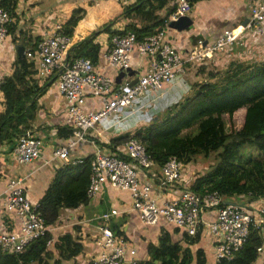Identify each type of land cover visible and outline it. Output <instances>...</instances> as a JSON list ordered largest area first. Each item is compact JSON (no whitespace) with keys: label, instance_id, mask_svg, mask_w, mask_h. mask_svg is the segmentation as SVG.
<instances>
[{"label":"built area","instance_id":"built-area-1","mask_svg":"<svg viewBox=\"0 0 264 264\" xmlns=\"http://www.w3.org/2000/svg\"><path fill=\"white\" fill-rule=\"evenodd\" d=\"M91 1L94 5H101L110 0ZM114 1L121 8L137 2ZM169 7H174V10L165 25L156 28L153 34L144 39L138 40L131 31L109 38L110 46L102 55V60L107 67L115 70V77L120 70L130 68L132 54L145 60L146 67L138 74L133 85L130 84L132 78L127 73L121 83L116 84L115 77L99 72L98 64L94 65L89 59L69 61L67 56L71 40L63 34L60 22L55 23L39 39L34 51L25 49L24 57L35 67L32 76L35 81L55 77L56 89L64 102L63 127L70 130L71 134L62 147L54 149L51 161L58 159L64 166H76L85 159L71 157L76 146L90 143L95 147L90 161L86 191L88 199L96 197L104 184L127 191L132 209L144 224L154 225L162 218L188 237L204 232L213 239L216 262L220 259L230 260L246 243L250 228L259 229L264 237V198L239 206L224 202V198L217 192L202 196L191 191L190 187H184L178 197L160 203L161 193L172 190L180 182L183 165L173 157L159 167L160 176L150 175L156 164L146 155L143 145L137 140L128 139L115 152L109 148L111 139L106 144L100 142L110 129L133 122L143 111L148 113L145 118L139 119L150 123L152 119L147 117H153L155 111L148 110L159 103L157 92L163 86L171 85L178 77L183 76L187 64L212 59L215 54L230 49L240 35L225 30L214 42L204 43L198 40L193 49L183 56L171 44L166 28L170 21L183 15L189 16L192 0H172ZM12 22L10 14L0 7V44L8 36ZM122 30L123 28L116 31ZM245 31L264 38V0L249 6L248 21L241 32ZM0 98L2 112L3 96ZM91 101H95L97 106H92ZM138 120L134 122L137 123ZM127 133L128 131L120 134ZM41 151L42 142L28 131L16 140L11 154L17 164L23 165L38 160ZM49 163L50 161H45L44 164ZM144 172L151 176L154 184L140 182V175ZM26 179L27 177L10 180L0 194L2 212L19 220V232L0 234V251L6 254H21L27 245L50 232L39 211V203L32 204L25 196ZM210 210L216 212V217L214 221L206 223L202 220V215ZM118 215L116 209H110L94 219L97 223V245L100 252L93 264H140L131 243L112 230V219ZM257 253L259 256L264 253V244L257 249Z\"/></svg>","mask_w":264,"mask_h":264},{"label":"trees","instance_id":"trees-1","mask_svg":"<svg viewBox=\"0 0 264 264\" xmlns=\"http://www.w3.org/2000/svg\"><path fill=\"white\" fill-rule=\"evenodd\" d=\"M19 1L0 0V7L14 18ZM171 1L137 0L125 8L118 4V10L113 12L96 8L91 0L65 4L67 15L62 22V31L71 40L68 60L84 58L97 65L101 49L96 38L102 31L109 38L131 31L138 40L153 34L156 28L165 25L173 12L174 7H168ZM198 1L201 0H192V5ZM162 10H167L168 14L160 17L157 12ZM92 19L102 21L100 30L88 28ZM121 19H139V26L128 23L122 31L112 30ZM8 32L15 34V26ZM38 40L32 44L31 50L36 49ZM205 60L210 59L199 62ZM33 68V63H29L26 57H17L11 75L0 81L3 96L0 146L6 143L12 148L19 137L30 131V124L35 119V100L43 89L32 77L35 73ZM202 72L204 80L193 83L191 94L172 107L171 113L155 118L133 134L113 137L109 148L115 152L118 146L133 138L143 145L146 155L157 167L173 157L186 166L197 156L208 158L214 154L216 163L195 177L189 186L191 191L202 196L217 192L223 198L244 197L248 203L264 198V61H231L223 71L214 67L206 71L203 67ZM240 110L244 113L236 114ZM235 116L241 128L227 131L225 117L231 123ZM70 134L71 131L64 127L57 130V135L63 139ZM245 146L254 149L256 156L242 155L241 148ZM90 161L91 156L86 157L82 164L65 166L55 172L39 201V211L46 227L55 225L62 209H76L88 202L86 191ZM51 239V233L46 232L45 236L27 245L21 254L0 251V264H47L44 256ZM183 240L186 247L173 242L170 234L164 232L156 245L147 246L149 260L143 264H191L193 261L206 264L203 250L198 249L194 254L190 250V246L200 241V233L190 238L184 236ZM263 244L262 233L252 227L244 246L230 260L220 259L215 264H255L259 258L257 249ZM55 247L62 260L76 256L81 250V246L67 233L58 239ZM54 264H61V260Z\"/></svg>","mask_w":264,"mask_h":264},{"label":"crops","instance_id":"crops-1","mask_svg":"<svg viewBox=\"0 0 264 264\" xmlns=\"http://www.w3.org/2000/svg\"><path fill=\"white\" fill-rule=\"evenodd\" d=\"M50 1H19L15 10L16 16L13 18V22L9 27V30H11L15 26V34L8 32L5 41L0 44V81L5 76L11 75L14 60L19 57L17 53L18 49H30L35 40L37 41V38L40 39L43 37L55 23H62L66 18L67 12L65 11V4L72 2H69V0H58L55 6H51ZM81 1L83 0H78L76 4ZM258 1L260 0L198 1L192 5L189 13L193 21L192 27L182 32L170 31L168 33L169 40L177 52L185 56L193 49L198 40H202L204 43H211L221 37L225 30L233 31L240 27L243 20L249 17V6ZM44 2L46 9L39 10V5ZM94 6L110 12L118 10V3L114 0ZM161 12L167 15V10H162ZM161 12H157L160 17ZM128 20L139 26V19L133 21L131 19ZM117 24L118 22L115 25ZM101 25L102 21L100 19H92L89 22L88 28L96 30ZM111 29L117 30L120 28L113 26ZM241 31V29L238 30L237 34L240 35L234 46L230 49L215 54L212 59L205 60L203 63L196 62L186 65L183 76L178 77L171 85L163 86L157 92L159 102L175 97L181 98V100L185 99L190 93L188 89L191 90L192 84L204 80L205 74L202 72L203 67H205L206 71H209L213 67L223 71L231 61L245 63L264 61V38L257 37L248 31L243 33ZM96 42L100 45L101 49L97 70L105 76L114 78L115 70L107 67L104 60H102V55L110 46L108 34L102 31L96 38ZM259 56L260 59H258ZM130 59V68L132 71L141 74L146 67L145 60L136 54H132ZM200 66L202 70H197ZM54 78L52 77L45 81H36L37 85L42 86L43 89L35 100L37 106L35 119L30 124V133L42 142L40 158L31 163L19 165L15 162L11 154L14 146L11 148L6 143L2 144L0 146V194L4 192L10 180L17 178L25 179L27 177L25 180V196L32 204H38L50 185L55 172L65 167L58 159L51 161L54 149L62 147L67 139H63L57 135V130L63 127L65 115L64 102L56 89V81ZM0 96L2 97L1 93ZM95 103V101H91L90 104L96 107L97 105ZM240 113L243 114L244 110H240L236 114ZM131 125L135 128V123H123L120 125V128L110 129L108 134L104 135L100 142L106 144L113 137L124 135L120 133L126 131L130 133L129 127ZM94 148L90 143H80L70 155L73 158H86L92 156ZM45 161H50V163L45 165ZM187 167L189 165L183 166L181 169L180 182L172 190L161 193L159 198L160 203L178 197L182 188L191 185L195 177L190 179L189 175L193 171ZM149 174L160 176V168L157 166L153 167V170ZM150 175L144 172L140 175V182L143 184H154ZM155 193L157 195L159 194L157 191ZM224 202L239 206L248 204L247 199L244 197L224 198ZM110 209H116L119 212V215L112 219L111 227L114 231L120 232L131 243L132 247L136 250V257L140 264L149 260L147 246L149 244L156 245L158 239L164 232L170 234L173 242H180L182 246H187L185 240H183V237L186 235L173 224L162 218L154 225L144 224L139 219L138 213L132 209L130 194L127 191L117 190L104 184L98 195L89 199L85 205L76 209H62L60 211L59 219L53 227L49 228L52 239L47 246V253L44 256L45 262L47 264H54L58 260H61V264H93L100 252L97 245L99 234L97 223L94 219ZM215 217L216 212L210 210L202 215V220L208 223L214 221ZM9 232H19V220L13 215H5L2 212V206L0 204V234ZM66 233L70 234L76 240L81 246V250L76 256L62 260L55 245L58 243V239ZM198 249L203 250L205 253L206 264L216 263L213 239L204 232L200 234V241L190 246L193 254ZM191 264H195V261ZM255 264H264V253L259 256Z\"/></svg>","mask_w":264,"mask_h":264},{"label":"rangeland","instance_id":"rangeland-1","mask_svg":"<svg viewBox=\"0 0 264 264\" xmlns=\"http://www.w3.org/2000/svg\"><path fill=\"white\" fill-rule=\"evenodd\" d=\"M62 1H66V0H62ZM58 2V0H51L50 1V5L51 6H55V4ZM69 2H72V3H76L78 2V0H69ZM43 9H46V4L45 2L43 4H40L39 5V10H43ZM161 17L165 16V14L163 12H161ZM133 21V19H131ZM139 21V20H138ZM128 23H132L130 20L128 19H122L118 22L117 25H114L115 28H124L125 25H127ZM101 29V26L96 29V30H100ZM95 30V31H96ZM166 31L167 33H169L170 31H172L171 29L169 28H166ZM258 59H260V56L258 57ZM255 62V61H253ZM257 63V62H256ZM188 92L189 95L191 94V90L188 89ZM188 95V96H189ZM181 100V98H178V97H175V98H172V99H168V100H164V101H160L156 106L152 107V108H149L148 111H152L154 109L155 111V115H153V117H147V119H152L154 120L155 118H163L164 116H167L169 113L172 112V107H174L175 105H177L179 103V101ZM184 100V99H183ZM181 100V101H183ZM146 111H143L142 113H139V115L134 119V121H137L139 118H145V113ZM240 118V116H239ZM132 122V121H129L128 123L129 124H134L135 122ZM139 122L135 123V128H133V126L131 125V127H129V132L130 133H127V134H133L136 130H138L140 127H144V126H148L149 124H151V121L149 124L147 123H144L143 120L139 119L138 120ZM225 121L227 123L226 125V129L227 131H230V130H238L241 128V123L238 121V118L235 116L233 117V121L230 123L228 121V118L225 117ZM126 129V128H125ZM241 154L242 155H251L253 157L256 156L257 152H255L254 149H251L249 148L248 146H245V147H242L241 148ZM216 156L214 154H212L211 156H209L208 158H205L203 156H197L195 157V160L193 163L189 164V167H187L188 169H190L191 171H193L189 176H190V179H193L194 177L198 176L199 174H203L205 173L207 170H209L215 163H216Z\"/></svg>","mask_w":264,"mask_h":264},{"label":"water","instance_id":"water-1","mask_svg":"<svg viewBox=\"0 0 264 264\" xmlns=\"http://www.w3.org/2000/svg\"><path fill=\"white\" fill-rule=\"evenodd\" d=\"M247 21H248L247 18L244 19L243 22L241 23L240 27H238L236 30H233V32L235 34H237L239 29L242 30L245 27ZM192 24H193V21L190 18V16L183 15V16L178 17V19H176L174 21H170L168 23V28H170L171 30L177 31V32H182V31H185L186 29L192 27ZM17 53H18L19 57H24V49L23 48L18 49ZM126 73H127V76L132 78V80L130 81V84L133 85L137 80L138 74L133 72L131 68H128L125 71L120 70L118 75L115 77V83L120 84L122 78L125 77Z\"/></svg>","mask_w":264,"mask_h":264}]
</instances>
